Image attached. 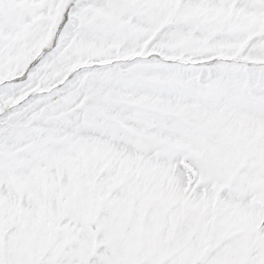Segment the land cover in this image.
I'll use <instances>...</instances> for the list:
<instances>
[{
    "label": "snow or ice",
    "instance_id": "obj_1",
    "mask_svg": "<svg viewBox=\"0 0 264 264\" xmlns=\"http://www.w3.org/2000/svg\"><path fill=\"white\" fill-rule=\"evenodd\" d=\"M0 264H264V0H0Z\"/></svg>",
    "mask_w": 264,
    "mask_h": 264
}]
</instances>
